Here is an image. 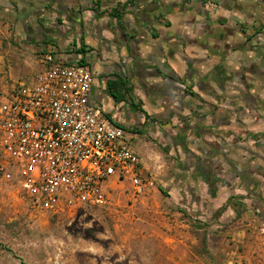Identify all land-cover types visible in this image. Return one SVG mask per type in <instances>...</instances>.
Segmentation results:
<instances>
[{
  "label": "crops",
  "instance_id": "0c3cea01",
  "mask_svg": "<svg viewBox=\"0 0 264 264\" xmlns=\"http://www.w3.org/2000/svg\"><path fill=\"white\" fill-rule=\"evenodd\" d=\"M21 1L20 20L0 24L8 79L35 76L48 51L88 63L91 102L131 132L145 173L165 172L160 187L187 207L176 214L182 229L174 226L173 242L192 234L209 244L233 221L238 242L256 243L251 225L264 219V0ZM198 210L209 226L195 228Z\"/></svg>",
  "mask_w": 264,
  "mask_h": 264
},
{
  "label": "built area",
  "instance_id": "2783aa9c",
  "mask_svg": "<svg viewBox=\"0 0 264 264\" xmlns=\"http://www.w3.org/2000/svg\"><path fill=\"white\" fill-rule=\"evenodd\" d=\"M40 62L31 82L0 68L1 179L31 210L58 216L106 204L113 182L127 180L137 195L155 186L131 132L91 102L92 67L53 51Z\"/></svg>",
  "mask_w": 264,
  "mask_h": 264
},
{
  "label": "rangeland",
  "instance_id": "374dc122",
  "mask_svg": "<svg viewBox=\"0 0 264 264\" xmlns=\"http://www.w3.org/2000/svg\"><path fill=\"white\" fill-rule=\"evenodd\" d=\"M18 4L24 3L0 0L1 25L20 20ZM33 78L27 73L19 77L26 82ZM146 174L156 185L140 195L127 180L113 182L106 204L59 216L31 210L0 177V264H264L263 218L251 225L260 236L249 246L237 241L233 221L225 234L211 235L205 246L198 241L201 236L192 234L176 245V214L187 207L170 198V187H160L165 172ZM199 214L191 216L195 228L209 226Z\"/></svg>",
  "mask_w": 264,
  "mask_h": 264
},
{
  "label": "trees",
  "instance_id": "16d2710c",
  "mask_svg": "<svg viewBox=\"0 0 264 264\" xmlns=\"http://www.w3.org/2000/svg\"><path fill=\"white\" fill-rule=\"evenodd\" d=\"M161 191H162V189H161ZM202 224H204V223H202ZM207 224H210V221ZM204 225H206V224H204ZM204 225H199V227H204ZM202 244L204 246L207 245V236L206 235L202 238Z\"/></svg>",
  "mask_w": 264,
  "mask_h": 264
}]
</instances>
